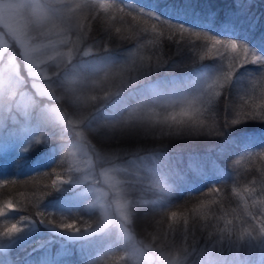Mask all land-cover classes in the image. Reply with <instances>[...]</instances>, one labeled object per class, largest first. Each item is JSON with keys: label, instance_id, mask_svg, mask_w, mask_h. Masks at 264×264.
Returning a JSON list of instances; mask_svg holds the SVG:
<instances>
[{"label": "trees", "instance_id": "trees-1", "mask_svg": "<svg viewBox=\"0 0 264 264\" xmlns=\"http://www.w3.org/2000/svg\"><path fill=\"white\" fill-rule=\"evenodd\" d=\"M38 1L48 19L37 24L27 17L31 43L62 40L65 55L48 79L50 94L41 95L19 45L0 26L12 41L8 48L22 81L14 102L22 92L32 97L37 126L21 151L0 149V207L5 209L0 223L31 224L29 239H35L19 254L15 247L0 248V264H132L131 242L116 232L115 223L98 232L96 219L88 227L77 222L80 231H68L76 235L88 229L89 234L71 238L42 224V208L82 189L71 187L78 173L70 148L75 128L83 130L95 159L146 157L150 167H158L165 158L166 169L155 168L162 183L147 176L125 183L131 186L125 188L127 226L149 253L183 258L223 247L255 258L261 248V228L255 226L264 219V0ZM180 26L187 31L180 33ZM206 36L259 50L262 59L239 66L224 87L209 89L207 83L215 79L224 83L229 61ZM237 54L242 56L239 47ZM85 76L99 83L77 89ZM52 105L65 123L41 118L39 109ZM137 105L172 114L167 122H138L128 111ZM2 107L0 118L9 130L17 129L10 122L15 107ZM186 173L199 183L184 185ZM9 203L15 211L6 207Z\"/></svg>", "mask_w": 264, "mask_h": 264}, {"label": "rangeland", "instance_id": "rangeland-1", "mask_svg": "<svg viewBox=\"0 0 264 264\" xmlns=\"http://www.w3.org/2000/svg\"><path fill=\"white\" fill-rule=\"evenodd\" d=\"M36 2L39 3L38 0H0V26H2L3 29H5L7 33L14 39L15 34L20 31H24L27 35L28 18L32 19L37 24L41 23L39 12L36 9ZM5 37L6 34L0 32V61L5 58V62L0 68V72L6 71V69L11 67L12 64L15 65L13 53H11V62H9L7 58L6 54L9 52L8 47H10V43L8 41H4ZM28 43L32 46L42 44H33L30 40ZM48 43L44 44L46 45ZM247 48L249 49L251 55H255L262 59V57H260L261 54L258 52L259 50H255L251 47ZM20 49L24 57V50L21 47ZM216 49H218L221 53L227 54L229 62L235 57V52H232L230 49L226 50L222 45H217ZM249 61L251 60L249 59ZM60 63H62V61L59 59L56 61H47L46 63H41L39 68L34 70H30V66L26 63L29 74L32 78V86L34 87L35 84L46 85L47 87H45V91L49 92L50 94V90L48 88L50 83L48 82V79H50L53 74L57 73L58 68L61 65ZM239 66L240 64L235 63L232 73L235 72ZM97 67L101 68L100 65ZM15 71L17 73L16 65ZM35 72L42 73V78L34 79ZM79 81V85L76 86L77 89H89L90 87L99 83L98 79H94L89 76L82 77ZM21 84L22 81L20 79V83L17 85L14 92L9 94L8 99H0V110L3 104L6 103V105L2 107V111L6 110L7 107L9 110L11 105L12 107H15L16 111L11 115L10 122L12 126L17 127V129L13 127L9 130L8 123L4 122V118H0V149L6 153L21 151L37 134V126L32 123V109L34 106L32 97L22 92L14 102L15 93ZM207 84V88L212 89L218 85L217 79ZM34 89L40 93L36 87H34ZM21 94L31 98L32 102L29 107L25 108L20 104ZM174 96V93L169 95L165 94L164 96H157L156 102L160 99L166 100V98ZM50 108H56L58 110V108L53 105L51 107L47 106L41 108L39 109L41 118L45 122L58 121L52 118L48 111ZM128 111L130 112L129 115L131 119L138 122H167L172 114L169 112H166V114H158L153 110V108L146 106L141 108L138 105L130 108ZM58 112L60 113L59 110ZM18 113L20 114V117ZM60 115L63 116L61 113ZM62 122L65 123L66 119H64ZM75 129L77 130L78 135L76 136V141L71 144L70 148L71 157L76 166L74 171H77L78 173L76 176H72V178L76 180L73 181L71 187L82 186V189L77 190L73 195L66 197V199H63L61 202H52L46 207L42 208L41 213L43 215H41V221L44 226L52 228L56 230V232L59 231L62 233V235L71 238L73 236L84 237L88 235V229L84 232H81L80 234L75 235L71 234L67 229H63L61 227L62 225L68 223L77 224V222L81 221V226L88 227L93 225V221L96 219L99 222V226H101L98 228L99 232L102 229L104 230L110 224L115 223L117 224L116 232L131 242L132 264H264V232L259 234L261 239L259 246L261 248L257 249L258 254L253 259L243 256V254L238 252L236 249L226 252L227 250L223 249V247H218V249L214 247L207 250L204 249V251H200L198 254L186 255L183 258L178 257L173 252L162 253L158 256L149 253L143 246L140 245L139 241L135 239L133 233L127 226L130 220L129 201L126 199L125 188L131 186H127L125 183L126 179L130 177H135L136 179L142 180L145 176H147L149 180L159 183L163 177H161V174L158 175L157 169H166L164 164L165 158L161 163H159L158 167H150L146 161V157H138L125 161L122 158H119V156H107L95 159V154L90 151L84 142L85 135L83 130L80 128ZM15 138H20V140L13 142V139ZM151 158H154L158 161L157 157L155 156ZM97 162H100L98 167L96 165ZM191 167L193 174L198 175V167L193 164H191ZM186 176L188 177L184 182H182L184 185L191 186L192 183H199L198 181H193L189 173H186ZM70 204L74 205V210L68 209ZM118 206H122L126 211L128 215L127 220H124L121 217L118 211ZM262 221L264 222V219H262ZM13 223L20 225L22 231L10 237L0 235V248L7 250L8 248L15 247V250L17 249L16 253L19 254L21 251H23V249L28 247L33 242V240L35 241L34 238H32V240L29 239V237L32 235L31 232L33 226L28 223H25L24 225L6 219L0 223V234L6 232ZM262 226H264V224L257 222L255 227L259 229ZM246 246L249 247L248 245ZM141 251H143V255H141ZM244 251L247 252V249H244ZM248 251L250 250L248 249ZM149 257L151 259H148ZM50 258L51 255L46 256L43 261H48Z\"/></svg>", "mask_w": 264, "mask_h": 264}, {"label": "snow or ice", "instance_id": "snow-or-ice-1", "mask_svg": "<svg viewBox=\"0 0 264 264\" xmlns=\"http://www.w3.org/2000/svg\"><path fill=\"white\" fill-rule=\"evenodd\" d=\"M99 7L107 8L109 6L105 4H100ZM36 9L39 12L41 23H43L44 21L48 19L46 12L44 10L45 7L41 5L40 3L36 2ZM141 14L143 13L141 12ZM169 26L172 27L173 25L170 24ZM177 29L180 33L187 31V29H185L182 26L177 27ZM153 30H155V26L153 27ZM196 34L199 35V33H196ZM30 39L31 38L28 37L24 31H20L15 34V40H13L16 43H18L20 47L24 50V58H25L26 63L30 66V70L38 69L41 63H46L47 61H56L57 59H62L65 55L64 52L59 50L60 45L64 43V41L62 40L50 41L46 45L40 44V45L32 46L28 43ZM204 39L211 40L213 45H222L226 50L230 49L232 52H236L238 47L242 49V56L240 54H237L233 58V60L229 62V71L224 76V83H220L219 79H217V84H219L220 87H224V84H226L229 78L231 77L232 69L235 67L236 62H238L240 66H243L244 64L248 63L249 59L251 60L252 63L260 62L259 57L255 55H251L247 47L241 46L237 42H224L219 39L212 38L210 36H206L204 37ZM4 41L9 42L7 38H5ZM6 55H7L9 62H11V59H12L11 52H8ZM68 56L70 58L71 53H68ZM41 78H42V73H39V72L34 73V79H41ZM19 83H20V78L15 71L14 64H12L11 67L6 69V71L0 72V99H4V98L8 99L9 94L14 92V90L16 89ZM34 87H36L40 91L41 95L49 94V92L45 91V87H47L46 85L35 84ZM217 95H219V93H217ZM31 102H32L31 98L23 96L21 94L20 104L23 107L25 108L29 107L31 105ZM48 111L51 114L53 119H56L58 121L64 120V117L60 115V113L58 112L56 108H50ZM173 119H175V117H173ZM55 183L56 181H53V184ZM6 207L11 211H15L11 203H9ZM118 211L124 220L128 219V215L122 206H118ZM4 215H5V209L3 207H0V217ZM41 215L43 214L41 213ZM171 216L175 218L177 216V213L173 211L171 213ZM262 224H264V222H262ZM61 227L67 230H72L75 228L76 232L80 231V229L77 228L74 223H68V224L62 225ZM260 230L261 232H264V226H262ZM20 231H22V228L20 227V225L13 223L11 227L7 229L6 232L0 235L10 237ZM141 255H143V251H141ZM148 259H151V258L149 257Z\"/></svg>", "mask_w": 264, "mask_h": 264}]
</instances>
